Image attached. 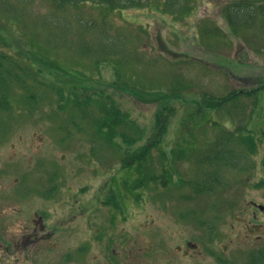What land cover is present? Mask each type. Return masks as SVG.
Returning <instances> with one entry per match:
<instances>
[{
	"label": "rangeland",
	"instance_id": "rangeland-1",
	"mask_svg": "<svg viewBox=\"0 0 264 264\" xmlns=\"http://www.w3.org/2000/svg\"><path fill=\"white\" fill-rule=\"evenodd\" d=\"M231 1L180 0V6L176 9L179 12L170 13L162 2L158 8L110 12L101 5L89 3L53 11L50 0H0V51L16 58L19 55L21 61L28 63L24 54H27L30 40H33L37 45L34 48L36 55L46 57L43 61H31L41 69L43 77L52 78L66 90L71 86L86 89L94 85L98 92L102 90L111 95L121 112L134 120L147 136L152 131L157 109L166 99L152 102L147 97L118 87L105 86L114 79L111 62L121 59L119 53L109 59L111 62L102 61L98 65L96 56L79 59L77 36L83 27L80 22L89 24L90 29L85 33L87 41L92 39L91 32L114 39L124 37L130 59L122 63L129 66L127 72L131 66L134 67L127 74L128 78L134 76L133 80L130 79L132 82L139 80L138 83L146 90L181 91V99L164 102L175 108V115L158 145V149L168 152L174 147L177 137L189 139V127L195 125L191 121L199 116L196 111L187 117L185 114L194 109L193 100L198 96L204 93L223 96L235 88L250 89L252 84L245 81L247 77H254V80L264 77V27L245 29L241 36L238 33L239 36L234 37L221 10ZM55 13L61 18L59 26L45 25L46 18ZM257 21L264 25V18L258 17ZM52 34L55 35L53 40ZM96 47L93 43H87L83 49ZM49 59H56V66L60 64L68 69L76 68L85 77L79 78L77 84L69 83L75 77L73 71L58 66L64 71L58 72L49 64ZM85 74L93 77L87 78ZM45 84L50 85L48 80ZM56 86L59 87L58 84ZM39 94L44 98L38 99L41 105L37 109H17L13 115L15 121L8 123L10 128L0 132V166L10 160L13 165L18 163L22 169L33 170L41 161L44 165L40 166L47 171L59 169L67 174V171L75 170V191L79 201H85L89 196L94 200L100 197L99 190L109 177L119 181L117 193L120 200H125L122 211L111 208L109 204L102 208L98 216L107 224L103 231V242L108 250L107 261L98 254L104 245L92 242L87 249L80 250L79 247L78 259L71 263H64L61 256H55L53 251H46V264H111L109 258L120 264H167L168 252L173 249L176 252V247H183L185 241L202 246L203 238L206 251L203 264H216L215 259L211 258L214 251H222L223 260L232 259L234 264H246L250 251L262 249L264 213L250 208L249 204L264 207V93L259 95L248 124L257 137L256 151L243 160L240 169L221 168L219 182L214 185V192L209 194H199L189 184L175 186L170 183L162 187L158 182H148L142 190L139 187L131 190L129 185L133 179L125 178L119 152L109 149L104 143L93 146L91 135L77 130L89 126L77 110L62 101L61 104L65 103L66 107L60 111L59 97L53 94L48 97L44 90H39ZM86 94H91V91L87 90ZM238 102L243 105L241 112L237 107L228 108L227 111H208V117L202 118L199 124L206 120L212 122L214 118L221 126L219 129L233 130L240 119L239 113L249 114L253 99L242 97ZM185 122L187 127H183ZM218 127L209 123L203 125L193 132L194 141L198 145L212 141L218 134ZM181 128L189 129H184L177 136ZM184 138L182 141L186 140ZM114 140L122 144L119 138ZM121 146L120 152L123 153L125 146ZM92 148L94 153L90 151ZM91 153L95 158L89 160ZM151 154L152 160L145 164L144 172L161 175L162 162L158 151L152 150ZM92 163L97 165L95 170L100 175L92 171ZM171 167L176 171L173 172V183L178 182V177L200 180L206 171L204 167L197 171L191 158L176 161ZM90 176L91 179L85 182ZM222 183L225 187H221ZM111 188L116 190L112 185ZM45 207L47 217L53 219L57 215L55 202H47ZM197 219L214 225L217 237L209 235L205 226L203 231ZM81 233L89 234L79 229L77 246L82 243ZM66 246L60 248L62 256L69 249H74L75 244L71 242ZM113 249L114 254L111 253ZM188 261L185 259L183 264H198L196 259ZM175 262L180 264L181 260L177 257ZM0 264L9 263L0 257Z\"/></svg>",
	"mask_w": 264,
	"mask_h": 264
},
{
	"label": "trees",
	"instance_id": "trees-1",
	"mask_svg": "<svg viewBox=\"0 0 264 264\" xmlns=\"http://www.w3.org/2000/svg\"><path fill=\"white\" fill-rule=\"evenodd\" d=\"M161 2L164 3V6L168 8L170 13L179 12L176 9L180 6V0H50L53 11H63L67 7L89 3L101 5L107 11L113 12L145 7L158 8ZM221 10L225 14L229 29L234 37L239 36V34L241 36L242 31L245 29L249 30L254 27H264V25H260L257 21L258 17L264 18V0H233L222 7ZM60 19L61 18H59L56 13L53 15L50 14L45 20V25L57 27L60 24ZM80 24H82L83 27L79 29V36H77V45L80 46L78 49L79 59H89L88 56L92 58L96 56L97 59L95 62L98 65L102 63V61H110L109 59L117 56L118 53L122 56L121 59L117 61H110L114 70V79L108 82L107 85L104 84L105 86L118 87L134 95L138 94L137 96L147 97L152 102L166 99L169 103L175 99L182 98L180 90H146L138 83L140 82L139 80L132 82L131 80H133L132 78L134 76L128 78L127 74L133 71L134 67L131 66L127 72L129 66H124L122 63L123 60L126 62L130 59L126 51L128 49L125 48L124 37L122 39V37L119 36L114 39L109 36L97 34L96 32H91L90 37L92 39L91 41H87L85 39V33L90 29H88L89 24L81 22ZM92 29H94V27L91 28V31H93ZM51 37V40H53L55 35L52 34ZM87 43H93L97 45V47L85 50L83 47ZM28 46L29 49H27V54H24L26 59H28V63L21 61L19 55L16 58L4 51H0V132L7 131L10 128L8 123L15 121L13 115L16 113L17 109H37V107L41 105L38 99L44 98V96L39 94V90H44L48 97L50 94L59 97L58 105L60 111L66 107L65 103L61 104V102L66 101V105L77 110L78 114L81 115L80 117L88 121L89 126L87 125V129L83 128L85 129L83 130L79 127L77 130L86 131L90 134L93 146L94 144L104 143L109 149H113L117 153L119 152L118 154L121 155L120 162H122L120 166L125 169V178L128 180L129 177H132L133 179L129 185L131 190L138 187L142 190L147 186L148 182H158L162 187H167L170 183L175 186L189 184L188 186L192 187L193 190L199 194L213 193L214 185L219 182L218 176L221 175V168L238 169L239 167L240 169L243 160L245 161L247 156L254 153L257 149V137L254 131L249 129L248 124L258 104L259 95L264 93V77H259L255 80L254 77H247L245 81L248 82V84H252L250 89L235 88L223 96H213L205 93L198 96V99L193 100L195 104L194 109L185 114V116H190L196 111V114L199 116L197 120L191 121L195 125L189 127L191 128L190 132H187L189 139L177 137L174 142V147L166 152L158 149V145L161 138L166 133L171 119L175 115V108L165 104L164 102L166 100L161 102L162 105L155 113L152 131L145 136L144 130L139 128L128 115L121 112L111 95L102 90L98 92L93 88L94 85L86 89L83 87L71 86L66 90L52 78L43 77L44 75L41 69L35 67L36 64H33L34 62L31 61H43L46 57L42 58L36 55L34 48H36L37 45L33 40H30ZM137 59L139 60V57ZM49 60H51L49 64L55 67L58 72H64L61 67L58 68V66L62 65L59 64L56 66L58 64L56 59ZM62 67L73 71L75 75V77L68 81L69 83L73 82L77 84L80 82L79 78L85 77L84 73H80L76 68L68 69L64 66ZM85 75L87 76V74ZM88 76L87 78L93 77L92 75ZM46 80L49 81L50 85L45 84ZM57 84L59 87L56 86ZM87 90L91 91V94H86ZM242 97L252 98L253 104L248 115L239 113L240 119L233 130H228L227 128L219 129L221 126L214 118H212V122H207L206 120L205 123L199 124L202 118L208 117L209 114L206 113L208 111L219 112L222 111V109L227 111L228 108L234 109L237 107L239 112H241L243 110V105L238 101ZM208 123L213 127L219 126L218 134L216 133L212 141L208 143L201 142L200 144L202 145H198L197 142L194 141L193 132ZM183 127H187L186 122ZM189 128L179 129L177 131V136H179L180 132L182 133L184 129ZM115 138H119L125 146L123 153L120 152L122 151V144L116 143L114 140ZM183 138L186 140L182 141ZM137 143L140 144L136 145ZM152 150L158 151L159 160L162 162L161 175L149 173L148 171L144 172L145 164L150 163L152 160ZM90 151L92 153L95 152L93 148ZM188 158H191L197 171H200L201 168L204 167V170H206L205 174L200 180H184L178 177V182L173 183L172 176L173 172L176 173V171L172 170L171 165L176 161L188 160ZM125 185L128 186V183L125 182ZM221 187H225V184L223 185L222 183ZM117 189L118 186H116L115 196L110 194L109 204L110 206L114 205L121 211L123 210V205L116 200L119 197ZM197 221L201 226H205L208 229L209 235L213 236V238L217 237L214 225L209 223V221H207V224L201 219H197ZM208 239H210V237H208Z\"/></svg>",
	"mask_w": 264,
	"mask_h": 264
},
{
	"label": "flooded vegetation",
	"instance_id": "flooded-vegetation-1",
	"mask_svg": "<svg viewBox=\"0 0 264 264\" xmlns=\"http://www.w3.org/2000/svg\"><path fill=\"white\" fill-rule=\"evenodd\" d=\"M93 157L95 158V155H88L89 160ZM40 164L43 166L44 162L40 161ZM40 164L33 170L22 169L18 163L13 165L10 160L0 166V257H4L9 264H46V251H53L55 256H61L64 263H71L78 259L79 247L80 250L87 249L93 242L104 245L100 247L101 251L98 254L107 261L108 250L103 242L105 240L103 231L107 224L98 216L102 208L109 205L110 194L115 196L111 185L116 187L119 181H113L109 177L105 180L102 178L104 185L99 190L100 197L94 200L89 196L85 201H79L75 191L77 177L75 170L67 171V174L60 172L59 169L47 171ZM90 167L93 171L97 165L92 163ZM95 172L99 174L97 170ZM89 179L91 176L85 182ZM116 200L125 206L124 199L119 200L118 197ZM47 202L56 204L57 215L53 219L47 217L45 210ZM249 206L264 213V209L259 210L253 203ZM111 208L117 209L114 205ZM200 227L204 231V227L201 225ZM79 229L89 234L81 233L82 243L77 246ZM67 242H73L75 247L62 256L60 248L66 246ZM202 244L203 247L185 241L183 247H176V252L174 249L168 252L167 264H176L177 257L181 260L180 264H183L185 259L189 260L188 262L196 259L198 264H203L206 255L204 238ZM111 253L114 254L115 250L113 249ZM222 253V251L211 253V258L215 259L216 264H234L232 259L223 260ZM108 260L111 264H120L110 258ZM260 262L264 264V245L261 250H252L246 256V264Z\"/></svg>",
	"mask_w": 264,
	"mask_h": 264
},
{
	"label": "water",
	"instance_id": "water-1",
	"mask_svg": "<svg viewBox=\"0 0 264 264\" xmlns=\"http://www.w3.org/2000/svg\"><path fill=\"white\" fill-rule=\"evenodd\" d=\"M260 209H264L263 207H260Z\"/></svg>",
	"mask_w": 264,
	"mask_h": 264
}]
</instances>
